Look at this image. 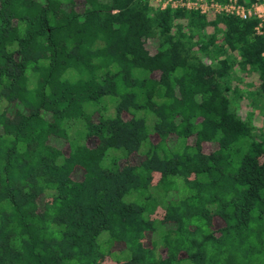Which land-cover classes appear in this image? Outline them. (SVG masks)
<instances>
[{
  "label": "trees",
  "instance_id": "trees-1",
  "mask_svg": "<svg viewBox=\"0 0 264 264\" xmlns=\"http://www.w3.org/2000/svg\"><path fill=\"white\" fill-rule=\"evenodd\" d=\"M258 21L0 0V264H264Z\"/></svg>",
  "mask_w": 264,
  "mask_h": 264
},
{
  "label": "built area",
  "instance_id": "built-area-1",
  "mask_svg": "<svg viewBox=\"0 0 264 264\" xmlns=\"http://www.w3.org/2000/svg\"><path fill=\"white\" fill-rule=\"evenodd\" d=\"M161 5L165 6L170 4L173 7L186 6L188 8L199 9L201 12L213 11H226L239 15L242 18H247L250 15H255L259 21L255 25L254 30L256 33L264 36V0H256L250 6L238 3L232 0L228 3L221 4L216 1H203V0H157Z\"/></svg>",
  "mask_w": 264,
  "mask_h": 264
},
{
  "label": "rangeland",
  "instance_id": "rangeland-1",
  "mask_svg": "<svg viewBox=\"0 0 264 264\" xmlns=\"http://www.w3.org/2000/svg\"><path fill=\"white\" fill-rule=\"evenodd\" d=\"M244 103V110L245 111H250L253 113V120H254V123L259 126L260 128H264V111L262 110V108H254V107H251V101L250 100H246V101H243ZM247 103V105H246ZM244 111V112H245ZM54 141H56V143H58V145H63L64 144V139L63 138H55Z\"/></svg>",
  "mask_w": 264,
  "mask_h": 264
}]
</instances>
